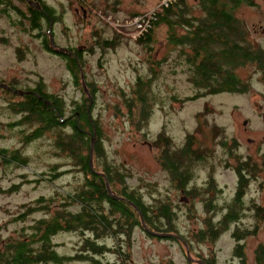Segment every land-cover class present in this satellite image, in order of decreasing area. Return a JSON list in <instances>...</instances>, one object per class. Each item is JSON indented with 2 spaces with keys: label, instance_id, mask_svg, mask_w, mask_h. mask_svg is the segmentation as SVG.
I'll use <instances>...</instances> for the list:
<instances>
[{
  "label": "rangeland",
  "instance_id": "1",
  "mask_svg": "<svg viewBox=\"0 0 264 264\" xmlns=\"http://www.w3.org/2000/svg\"><path fill=\"white\" fill-rule=\"evenodd\" d=\"M44 1L62 18L51 33L45 29L34 31L27 16L21 18L16 9L27 15L30 6L24 1L4 0V6L0 7L4 11L0 13V149L7 150V154L19 152L27 161L25 166H17L19 160L13 161L9 155L0 156V248L12 239L31 241L35 224L52 217L53 210L59 208L61 195L57 197L56 190L74 194L84 178L74 161L57 149L59 135L65 132L45 131L39 138L27 140L35 124L22 122L24 114L14 107L22 98L18 94L12 97L4 91L3 85L22 90L32 89L42 82L50 93L63 97L68 117L75 105L88 106L84 82L88 92L90 88L94 93L92 114L100 130L97 140L106 155L104 159L94 156L95 168L102 171L108 166L125 174L128 190L139 195L146 207L169 206L173 214L170 223L177 235L191 246L193 258L214 260L216 264L236 263V241L231 228L226 233L219 232L216 238L200 239L209 216L198 200L204 195L201 193L193 200L192 208L180 201L185 195L182 189L190 188V179L181 185L166 166L165 154L175 161L178 159L173 157L175 152L185 150L190 142L192 151L207 157L214 150L215 157H220V142L232 138L238 129V152L253 151L256 146H249L246 139L256 138V102H262L257 94L264 89L260 77L256 76V68L248 66L238 70V76L248 87L246 93L204 95L205 91L197 89L191 79L188 64L191 49L169 44L165 26L155 31L149 48L137 42L140 33L135 27V15L154 12L163 0ZM186 3L189 8L196 7L192 14L202 15L198 0H186ZM256 3V9L244 5L237 13L249 33V42L264 45L261 37L264 0H256ZM51 35L58 50L76 52L81 49L84 81L80 73L71 72L66 52L61 54L45 48L43 38L51 40ZM117 35L120 38L116 46L100 48V41ZM75 76L79 78L78 84ZM141 80L145 84L142 93L148 95L147 103L139 96ZM233 115L237 117L236 122ZM245 119L252 122V134H243ZM215 124L224 128L223 133L213 128ZM5 158L11 163H6ZM181 165L188 169L185 170L187 175L191 170L193 174H200L198 184L205 179L204 165L197 168V165L192 168L191 164ZM216 178L224 188L216 203L231 201L236 190L235 176L218 169ZM14 185L18 186L17 190L9 192ZM115 187L121 189L123 184ZM253 196L252 184L242 198V206H249ZM40 198L50 201L41 205L38 204ZM28 206L35 211L27 214ZM69 210L75 211V208ZM244 219V228L253 229L252 216L246 214ZM138 221L140 225L125 234H105L100 239L107 247L103 254H90L88 260L63 264H93L95 260L101 264H191L182 242L149 235L139 216ZM166 222L162 220L160 224ZM86 236L82 232H60L52 242L59 255L75 258ZM244 243L246 264H260L256 251L264 246V170L256 176V236L248 237Z\"/></svg>",
  "mask_w": 264,
  "mask_h": 264
},
{
  "label": "trees",
  "instance_id": "2",
  "mask_svg": "<svg viewBox=\"0 0 264 264\" xmlns=\"http://www.w3.org/2000/svg\"><path fill=\"white\" fill-rule=\"evenodd\" d=\"M23 1V0H21ZM41 6L28 8L27 15L21 10V18L27 16L30 28L34 31L49 30L53 32L54 26L61 21V15L51 6L45 4L44 0H33ZM198 8L202 15L195 16L192 11L195 8H189L186 0H163V4L157 8L151 15L143 18L144 30L137 37L139 44L148 47L152 42L155 31L165 26L167 28L168 43L180 47L181 49L190 48L194 55H188V63L193 61L194 57L203 55L202 63L197 67L195 82L197 88L206 93L215 92L216 87L228 88L239 85L235 75L240 66H245L255 59L254 45L249 42V33L242 24V21L234 19L235 14L247 0H198ZM137 16L140 15H135ZM144 16V15H141ZM53 23V26L51 27ZM183 32V33H181ZM120 36L117 35L111 39H104L99 42L100 48L110 49L117 45ZM44 46L47 50L51 49V40L44 36ZM149 48V47H148ZM77 58L69 60V68L75 75L83 74V62L80 59L81 51H76ZM193 71V70H192ZM76 83L79 78L75 76ZM142 80L139 85V96L147 103L148 95L144 91ZM25 92H32L24 96H19L22 101L14 105L15 109L24 114L22 122L25 124H35V129L29 135L28 139L39 138L45 131L59 130L60 133L56 142L57 149L66 154L68 158L74 161L80 173L84 175L83 183L79 190L74 194L70 192L63 193L56 190L57 197L61 195L59 208L53 210L52 217L38 221L34 230L35 233L31 241L28 240H9L0 248V264H63L72 260H88L90 254H103L107 247L100 241L105 234L121 235L130 232L135 226L140 225L138 221L139 213L128 202L124 200H114L110 195L106 181L109 183L112 192L118 197H125L136 204L143 214L147 226L162 234L177 235L176 228L170 223L172 211L169 206L157 208H148L139 199V195L130 192L126 186V175L117 170L104 167L101 172L104 176H98L90 167L92 141L100 130L96 127V121L92 114V96L93 91L89 88V95L85 97L87 107L77 104L71 114L65 116V101L59 95H53L44 83L38 82L32 89H22ZM85 91V90H84ZM8 92V91H7ZM12 97L13 95L9 92ZM43 100H42V99ZM17 107V108H16ZM18 114V113H17ZM7 150L0 149V156H10L13 161L18 162L17 166H25L26 159L19 152L7 154ZM174 154L178 157L175 161L170 155L165 154L168 161L167 167L172 175L184 185L189 179L181 164L188 166L189 162L184 154ZM186 155V154H185ZM98 159L106 157L100 142L94 144L93 158ZM188 156V155H186ZM6 163H11L7 158ZM55 177V176H54ZM123 184L121 189L115 185ZM18 186L14 185L9 192H15ZM1 192V189H0ZM55 198L52 199L54 201ZM50 200L40 198L38 204H47ZM129 205V206H128ZM75 208L70 211L69 208ZM46 208V207H44ZM156 210V211H155ZM35 209L31 206L25 208L27 214H31ZM154 219L156 221H154ZM162 220L167 222L160 224ZM142 224V223H141ZM218 230V229H217ZM60 232H82L86 233L85 243L77 256H61L55 249L53 238ZM221 232V229L218 230ZM217 231H209V237L216 238ZM178 236V235H177ZM208 237L206 232H202L204 239ZM184 239V238H183ZM185 240V239H184ZM33 241V242H32ZM186 241V240H185ZM187 242V241H186ZM5 243V242H4ZM188 243V242H187ZM257 259L260 264H264V246L257 249ZM93 258V257H91ZM93 264H101L95 260ZM216 264L213 260V263Z\"/></svg>",
  "mask_w": 264,
  "mask_h": 264
},
{
  "label": "flooded vegetation",
  "instance_id": "3",
  "mask_svg": "<svg viewBox=\"0 0 264 264\" xmlns=\"http://www.w3.org/2000/svg\"><path fill=\"white\" fill-rule=\"evenodd\" d=\"M25 3L32 6L29 1L33 0H23ZM34 2V1H33ZM247 4L251 6L252 8L256 9L257 3L256 0H247ZM4 6V0H0V7ZM33 7V6H32ZM240 10V9H239ZM17 11V9H16ZM3 10H0V13H3ZM197 16V15H195ZM234 19L238 21H243L241 17H239V14L236 12L233 14ZM262 38H264V30L261 31ZM254 49H255V59L253 62H249L245 66H240L236 70V77L239 81V85L233 86L230 89L220 87H216L215 92L212 93H204V95H218L221 93L225 94H235V95H242L246 93L248 90V87L245 85L246 83L238 76V70L248 67V66H254L256 68V76L260 77V81L264 84V45L263 43H258L255 41ZM55 48H57L55 46ZM66 54H68L69 60H74L78 56L76 52L69 51L66 49ZM194 52L191 50V54L189 56H193ZM203 55L198 56L197 59L194 57L193 61L191 63L189 62V66L191 68L192 72V82L194 84L195 82V76L197 67L202 63ZM193 70V71H192ZM196 87V85L194 84ZM3 88L6 89L4 91L11 92L13 95H17L15 91L18 89L15 87H10L9 85H3ZM197 88V87H196ZM199 89V88H197ZM201 90V89H200ZM204 91V90H203ZM257 95L262 97V102H256V138L248 137L246 141L250 144L249 146H256V148L253 151H249L246 154L239 153L240 143H239V129L237 130L236 134L232 136V138H226V141L220 142V146L222 149V155L220 157H215L214 150L213 152L209 153V156H205L201 153H196L195 151L191 150L192 144L190 142H187L186 146V157H189L190 159H187L190 161L188 164H191V168L194 167V165H197L196 168L201 165H204L203 168H206V174L205 179L202 180L201 184H198V177L200 174H193V171L191 170V174L189 175L190 179V188L182 189V194L188 195L183 196L181 198V202L188 204L190 208H192L193 200H195L199 194H203L204 196H201L198 200L200 203H203V208L205 214H208L207 220H205L204 224L206 225V234L209 237V231L212 229H215V231L218 232L219 229H221L222 234L229 231L231 228V231H233V237L236 241V247H235V260L237 261L232 262V264H246V255L244 254V250L246 247L245 240L248 239V237H254L256 236V176L257 173H259L261 170H264V89L259 92ZM196 96H199L198 94ZM260 100V97H259ZM236 116L233 115V119L236 122ZM243 134H252V122L249 119H245L243 121ZM213 128L217 131L218 128L223 133L224 128L219 127L218 125H213ZM241 134V133H240ZM182 152V151H181ZM181 152H175L178 154ZM203 162V163H199ZM94 163V162H93ZM222 170L223 173H230L235 176L236 178V190L232 197L231 201H225L223 204L216 203V198H218L220 195H222L224 188L219 186L218 180L216 178V172L217 170ZM97 169L94 166V171ZM100 174H104L101 171H96ZM100 176V175H98ZM188 179V180H189ZM107 184V181H106ZM253 184L254 186V196L251 199V203L249 206L245 207L242 206V198L247 193L248 189ZM114 194V193H113ZM124 198L125 197H120ZM128 200V199H127ZM183 200V201H182ZM184 200H187V203L184 202ZM197 200V201H198ZM125 202V201H124ZM129 206V205H128ZM246 214H250L252 216V219L254 220L253 229H245L244 228V219ZM214 216H217L214 217ZM241 223V224H240ZM218 229V230H217ZM219 233V232H218ZM182 238V237H181ZM183 239V238H182ZM184 240V239H183ZM180 241V240H179ZM185 241V240H184ZM3 242V241H2ZM181 242V241H180ZM186 242V241H185ZM187 243V242H186ZM188 244V243H187ZM189 246V251L191 253V259L188 258L191 264H200L199 262H204L205 264L213 263V260H208L202 257H192V248ZM188 257V255H187ZM255 263H256V252H255Z\"/></svg>",
  "mask_w": 264,
  "mask_h": 264
},
{
  "label": "water",
  "instance_id": "4",
  "mask_svg": "<svg viewBox=\"0 0 264 264\" xmlns=\"http://www.w3.org/2000/svg\"><path fill=\"white\" fill-rule=\"evenodd\" d=\"M29 3H30L31 5H36L35 7H37L39 10L42 9L41 6H40L38 3H35V2H33V1H29ZM84 16L86 17V11H84ZM52 26H53V23H52L51 27H52ZM51 45H52L51 48H52L56 53L65 54V52L67 51V50H65V49H60V50H58V49L55 48L56 45H55V41H54V38H53L52 35H51ZM79 51H81V49H79ZM82 80L84 81V76H83V74H82ZM83 87H84L85 93H87V94L89 95L88 89H87L86 84H85L84 82H83ZM15 93L19 94L20 96H24V95H27V94H31L32 92H25V91H22V90H17V91H15ZM41 99H42V98H41ZM42 100H43V99H42ZM95 142H96V134H95V137L93 138V141H92V147H91V160H90V167H91V169H92L93 171H94L93 150H94V144H95ZM95 173H96L97 175L104 176V174H100V173H98V172H95ZM107 187H108V190H109V192H110V195L112 196V198H113L114 200H124V201L128 202L132 207H134V209H135V210L139 213V215H140L141 223H142V226H143L145 232H147L149 235H152V236H155V237H158V238H175V239H177V240H180V241L184 244V246L186 247V249H187V255H188V258L192 260V258H191V253H190V251H189V246H188V244H187V243H186V242H185L180 236L173 235V234H167V233H165V234L157 233V232L151 230V229L147 226V224H146V222H145V220H144V218H143V214H142V212L140 211L139 207H138L136 204H134L133 202H131V201L127 200V199L120 198V197H118L117 195L113 194V192H112V190H111L110 185H109L108 182H107ZM182 201H183V200H182ZM184 202L187 203V200H184ZM199 263H200V264H205L204 262H199Z\"/></svg>",
  "mask_w": 264,
  "mask_h": 264
},
{
  "label": "built area",
  "instance_id": "5",
  "mask_svg": "<svg viewBox=\"0 0 264 264\" xmlns=\"http://www.w3.org/2000/svg\"><path fill=\"white\" fill-rule=\"evenodd\" d=\"M153 12H151V13H149V14H142V15H144V16H138L137 18H135L134 19V21H135V27L137 28V30H138V32L139 31H143L144 30V27H146L147 26V24L146 25H144V23H143V18H145V17H147V16H149V15H151ZM139 33H141V32H139Z\"/></svg>",
  "mask_w": 264,
  "mask_h": 264
}]
</instances>
